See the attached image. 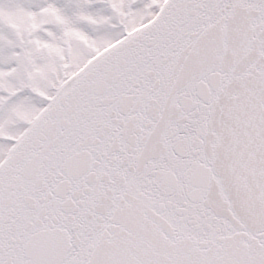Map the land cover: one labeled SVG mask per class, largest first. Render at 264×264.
<instances>
[{"label":"snow or ice","instance_id":"snow-or-ice-1","mask_svg":"<svg viewBox=\"0 0 264 264\" xmlns=\"http://www.w3.org/2000/svg\"><path fill=\"white\" fill-rule=\"evenodd\" d=\"M0 264H264V0H0Z\"/></svg>","mask_w":264,"mask_h":264}]
</instances>
